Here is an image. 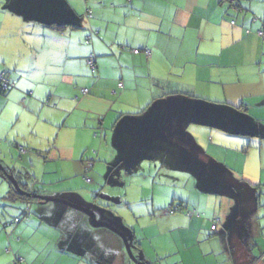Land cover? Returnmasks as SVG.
Here are the masks:
<instances>
[{"label": "crops", "instance_id": "0c3cea01", "mask_svg": "<svg viewBox=\"0 0 264 264\" xmlns=\"http://www.w3.org/2000/svg\"><path fill=\"white\" fill-rule=\"evenodd\" d=\"M64 1L0 0V74L15 83L6 92L0 89V149L7 151L12 145L23 154L19 164L24 166L21 171L29 173L30 182L23 180L28 193L66 198L68 192L56 195L42 188L36 192L30 183L36 188L41 181L51 185L74 180L82 173L87 176L88 162L94 159V167L95 158H87L91 144L85 141L86 136L106 141V129L115 132L124 119L146 115L158 97L184 95L185 91L178 92L185 87L194 97H217L214 101H222L223 108L244 113L250 108L238 103L264 97V37L257 33L264 29V0ZM90 58L95 61V72ZM84 88L89 89L86 94ZM191 138L193 152H203L211 159ZM244 142L232 149L244 158L243 172L248 166L262 169L258 184L252 178H241L255 187L254 205L260 222L254 229L255 240L240 229L230 230L223 238L224 256H219L211 240L217 235L214 221L220 219L223 224L222 218L216 214L203 218L199 204L182 202L177 205L182 216L168 217L180 232L190 230L191 235L180 241L182 246L198 251L192 258L181 256L177 264H264V253L259 250L264 247V203L256 191L264 182V145L257 148L251 142L246 146L248 140ZM125 148L129 149L128 144ZM51 162L55 163L50 168ZM72 189L67 190L75 193ZM78 197L85 199L80 193ZM35 206L39 218L47 220L44 224L59 232L60 259L75 264L88 263V257L96 259L94 251L101 247L96 238L102 237L103 229L93 228L72 210L57 208L75 222L82 220L78 232L80 224L51 222L48 202L39 201ZM186 209L195 213L187 216ZM8 223L3 226L9 227ZM86 235L94 238L93 242L89 243ZM110 236L119 245L118 239ZM155 253L163 259L172 252ZM118 257L125 260L123 250L114 260ZM0 264L12 263L7 259Z\"/></svg>", "mask_w": 264, "mask_h": 264}, {"label": "rangeland", "instance_id": "374dc122", "mask_svg": "<svg viewBox=\"0 0 264 264\" xmlns=\"http://www.w3.org/2000/svg\"><path fill=\"white\" fill-rule=\"evenodd\" d=\"M262 89L264 93V88ZM183 91L189 95L177 94L178 96H173V98L158 97L152 103L153 108L177 98L181 102V108L177 107V113L182 114L181 120H178V117L176 121L174 117L168 119V122L164 127L161 126V131L158 132L161 137L159 141L165 135L169 141L175 142L173 147L169 145L165 151L154 149L146 152V147L138 145L136 147L138 149H135L134 152L128 144L129 149H126L125 146L131 141V134L118 133L117 129L120 126L118 125L115 132L113 129H106V141L102 142L95 136H86L85 141H89L88 143L91 144L86 150L87 158H95V166L90 169L87 176L82 173L74 180L61 181L51 185L49 182L41 181L36 188L30 183V187L36 192L40 188L45 193L52 192L56 195L68 192L64 194L66 198L62 199L87 207L96 213L100 221L108 222L124 232L131 233L129 244L132 254H129L123 239L115 232L107 228L94 227L90 217L77 209L66 204L49 201L48 207L52 210H48L50 211L48 219L51 222L59 223L61 221L71 226L80 224L78 232L82 230V220L75 222L72 217L61 214L63 211L57 209L65 207L85 217L87 223L93 228L103 229L102 237L100 234L99 240L96 238L97 242H101V247L94 251L96 259L88 257V263L82 262V260L79 264H141V262L177 264L176 260L181 256L185 259L192 258L191 256H195V252L198 250L194 247L185 249L180 242L183 237L191 235L190 230H181L180 232L179 229L171 225L168 217L182 216V211L178 212L177 205L182 202L190 204L189 201L195 206L197 204L201 206H197L201 217L208 218L205 214L210 216L216 214L222 218L223 224H218L217 235L211 240L215 244L219 256H224L223 251L226 246L223 238L226 237L227 232L229 234L230 230L240 229L243 234H247L249 239L255 240L254 229L260 223L258 208L256 209L254 205L255 187L242 179L252 178L255 184H258L262 169L248 166L244 173V165L242 167L244 158L232 149L241 146V143H245L244 140H248L246 146L250 142L257 148L261 146V143L264 145V97L245 99L237 104L239 107H249L248 113L230 108L232 112L229 115L231 117L238 119L236 114L239 113L246 123V128H243L242 124L240 125L241 132L244 130L249 133L248 135H241V133L235 135L230 131L232 134L230 135L224 132H229V130L217 126L212 128L211 126L189 123L198 103L223 107L220 103L222 101H214V98L217 97H212L213 99L194 97L186 91L185 87L179 89L178 93ZM210 131L212 134L209 133ZM94 133L95 131H93V135ZM260 134L263 139L260 138ZM191 136L196 139L209 157H212L211 159H208L203 152H193L194 145ZM126 140L127 142H125ZM8 148L10 150L7 151L0 149V219L4 220H0V247L4 245V251L8 249L12 251L13 247V251L6 255L0 249V263L9 259L12 264H75L65 257L60 259L62 252L58 248L59 232L55 228L45 225L48 224L47 220L40 219L41 216L35 212L36 202L27 204L22 201L14 202L5 199V193L10 187L5 170L15 177V171L24 168L19 164L23 154L21 155L19 150L12 145ZM95 150L98 151L97 154L94 152ZM144 152L146 153L143 157ZM131 158L135 164L133 167H129L127 164ZM53 163L55 162L49 163V165L51 164L50 168L54 165ZM87 178L92 181H88ZM24 181L30 182L26 177ZM69 188H73V192L76 190V194L69 193ZM256 191L261 194L260 199L264 203V182L260 183ZM79 193L85 199L79 198ZM28 205L33 206L34 209L26 211ZM170 206L176 208L173 213L167 211ZM186 212L187 216H190L189 209H186ZM15 218H20L21 221L13 223ZM6 221L12 222V224L9 227H4L3 223ZM17 229L19 230L16 231ZM249 229L252 231L251 233L248 231ZM262 229L264 230L263 226ZM40 230L43 232H39ZM210 232L212 233L213 230ZM110 235H114L113 237L118 239L119 245ZM74 239L76 240V238ZM85 239L89 243L94 240V238L88 239L87 235ZM85 239L81 242H84ZM72 244L74 246V240ZM79 244L81 245V243ZM259 247L261 253H264V247ZM119 250H123L124 261L120 257L116 261L114 260V256ZM155 250L158 253L161 251L172 253L165 255L166 258L161 257L163 259H160ZM78 251H82V246ZM175 251L179 253H175ZM76 255L79 256L77 253ZM19 258L22 260L20 261Z\"/></svg>", "mask_w": 264, "mask_h": 264}, {"label": "water", "instance_id": "95a60500", "mask_svg": "<svg viewBox=\"0 0 264 264\" xmlns=\"http://www.w3.org/2000/svg\"><path fill=\"white\" fill-rule=\"evenodd\" d=\"M59 1L61 3L65 2L64 0H58V2ZM177 107L181 108V102L180 100H178V98L170 101H166L164 102V105H160L157 107L155 106L151 108V110L144 116L124 119L121 122L119 128L117 129V132L118 133L122 132L123 135L131 134L130 136L131 141L127 144H129V146L134 152L135 149H138L136 148L138 145H143L144 147H146L147 148L146 152L154 149L155 150L161 149L165 151L169 145L170 147H173L174 143H171L165 135H163L162 140L159 141L161 137L159 136L158 132L161 131V126L164 127V125L168 122V119H170V117H174L175 121L177 117L178 120H181L182 114L180 112L177 113ZM231 112H232L231 110H228L223 107H216V105L213 104L210 105L208 103L205 104L198 103L194 110L193 118H191L189 123H195V124L206 125L211 127L217 126L218 128L227 129L231 132L238 133L240 132V125L242 124V127L246 128V123L242 120L241 115L238 113L236 114L238 119L231 117L229 115ZM236 121L237 124L235 125ZM242 133L246 134L247 132L242 130ZM125 142H127V140ZM146 152L143 153V157L145 156ZM133 158L129 159L127 163L134 165ZM135 161L137 160L135 159ZM5 173H7V170H5ZM7 175H8L7 177H9L10 181L12 182L13 186L20 193H25L35 198L37 197L43 202L54 201L58 203H63L87 214L90 217L91 224L94 227L107 228L118 234L123 239V242L125 244L128 253L132 254L131 246L129 244V236L131 234L130 232H124L108 222L100 221L97 218L96 213L87 207L68 202L62 198L40 196V195L28 193L20 188L19 184L14 179V177H12L10 174Z\"/></svg>", "mask_w": 264, "mask_h": 264}, {"label": "built area", "instance_id": "2783aa9c", "mask_svg": "<svg viewBox=\"0 0 264 264\" xmlns=\"http://www.w3.org/2000/svg\"><path fill=\"white\" fill-rule=\"evenodd\" d=\"M232 23H234V21H232ZM257 33H258L259 36L264 37V29L259 30ZM133 51H134V53H138L139 49H134ZM146 53L149 55V53H150L149 50H146ZM89 65L91 66L92 71L95 72L96 71L95 61L92 58L89 59ZM14 85H15V83L12 82L5 73L0 74V89H1L2 92L8 91ZM119 86H123V83H120ZM88 91H89L88 88H84L83 89V93H85V94ZM93 160H90V162H88V167L86 168V171H89V169H91L93 167V165H94ZM87 180L88 181H92L90 178H87ZM177 207H178V210H179V206H177ZM175 210H176L175 207L170 206L167 211L169 213H173ZM26 211L29 212V207L26 208ZM188 213H189V215H193L195 213V211L194 210H189ZM20 221H21L20 218H16L15 219V223H19ZM219 222H220V219H217L216 221H214L213 229L217 228V225L219 224ZM11 224H12V222L8 223V225H11ZM19 260L21 261L22 259L19 258Z\"/></svg>", "mask_w": 264, "mask_h": 264}, {"label": "trees", "instance_id": "16d2710c", "mask_svg": "<svg viewBox=\"0 0 264 264\" xmlns=\"http://www.w3.org/2000/svg\"><path fill=\"white\" fill-rule=\"evenodd\" d=\"M240 107H244V106H240ZM244 109H245V107H244ZM15 172H16L15 173L16 175H15L14 179L17 181L20 188L22 190L29 192V189L27 188V184L23 181L25 177L29 180V173L25 172V171H21V170L15 171ZM7 174L11 175V173L9 171H7L6 177L8 176ZM7 178H8L7 180L10 182V187H9L8 192L5 195V199L10 200V201H22V202H39V201H41L38 198L29 196L25 193H20L19 191H17L16 188L13 186L12 182L10 181L9 177H7ZM182 205H183V203L179 204V206H182ZM14 221H15V219H14ZM142 264H144V263H142Z\"/></svg>", "mask_w": 264, "mask_h": 264}]
</instances>
